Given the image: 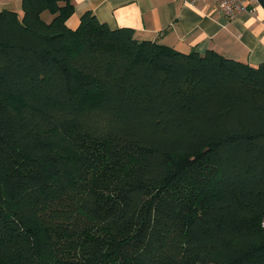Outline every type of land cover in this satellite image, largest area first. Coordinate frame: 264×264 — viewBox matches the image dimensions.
Segmentation results:
<instances>
[{
  "label": "trees",
  "instance_id": "trees-1",
  "mask_svg": "<svg viewBox=\"0 0 264 264\" xmlns=\"http://www.w3.org/2000/svg\"><path fill=\"white\" fill-rule=\"evenodd\" d=\"M21 10L0 11V264H264V63Z\"/></svg>",
  "mask_w": 264,
  "mask_h": 264
},
{
  "label": "crops",
  "instance_id": "crops-1",
  "mask_svg": "<svg viewBox=\"0 0 264 264\" xmlns=\"http://www.w3.org/2000/svg\"><path fill=\"white\" fill-rule=\"evenodd\" d=\"M247 10L228 18L211 0L194 5L181 0H71L66 25L75 29L81 15L92 12L110 28L128 27L138 40H151L180 52L211 49L224 57L256 66L264 63V9L245 0ZM2 9L22 15L21 0H0ZM48 22L52 14L41 13Z\"/></svg>",
  "mask_w": 264,
  "mask_h": 264
},
{
  "label": "built area",
  "instance_id": "built-area-1",
  "mask_svg": "<svg viewBox=\"0 0 264 264\" xmlns=\"http://www.w3.org/2000/svg\"><path fill=\"white\" fill-rule=\"evenodd\" d=\"M183 3L194 5L199 0H181ZM213 1L218 10L228 18H233L236 15L244 12L247 10V3L245 0H211ZM260 227L262 230H264V213L261 216L260 219Z\"/></svg>",
  "mask_w": 264,
  "mask_h": 264
},
{
  "label": "water",
  "instance_id": "water-1",
  "mask_svg": "<svg viewBox=\"0 0 264 264\" xmlns=\"http://www.w3.org/2000/svg\"><path fill=\"white\" fill-rule=\"evenodd\" d=\"M260 6H262V8L264 9V0H256Z\"/></svg>",
  "mask_w": 264,
  "mask_h": 264
}]
</instances>
